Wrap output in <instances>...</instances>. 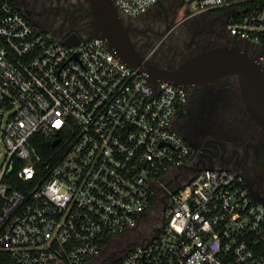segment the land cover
<instances>
[{"label": "built area", "instance_id": "2783aa9c", "mask_svg": "<svg viewBox=\"0 0 264 264\" xmlns=\"http://www.w3.org/2000/svg\"><path fill=\"white\" fill-rule=\"evenodd\" d=\"M113 1L122 19L167 7ZM170 1L187 18L218 10L229 44L264 67V0ZM70 35L0 0V252L17 264H264V202L244 176L186 172L199 162L174 126L187 88L151 82L101 36L67 46ZM156 205L158 234L118 253Z\"/></svg>", "mask_w": 264, "mask_h": 264}, {"label": "flooded vegetation", "instance_id": "af4514ba", "mask_svg": "<svg viewBox=\"0 0 264 264\" xmlns=\"http://www.w3.org/2000/svg\"><path fill=\"white\" fill-rule=\"evenodd\" d=\"M155 9L156 11L151 10L139 18L129 19L134 21H127L128 33L137 47L139 45L141 48L153 47L155 37L159 34L154 27V19L162 12ZM207 32L210 33L209 41L220 40L221 44L236 42L226 31L224 22L220 30H215L211 26ZM161 35V40L156 45L158 48L170 33ZM203 37L205 38L204 34ZM188 38L186 35L185 41H189ZM194 44L196 40L191 38L182 49L168 52L170 58L162 56L155 62L180 60ZM158 48L151 50V56L156 55ZM235 77L232 75L187 88V103L178 113L174 126L199 151L198 164L186 169L187 174L202 169H230L243 175L254 195L264 202V130L251 118L242 98L239 81ZM163 203L165 205L167 200H163ZM164 205H160V209L151 214V228L148 233L142 234L143 239L157 235L159 228L165 223ZM135 231L140 232L141 225ZM138 236L141 235H137V239ZM136 238L134 237L135 240ZM130 248L129 243H120L117 252L124 254Z\"/></svg>", "mask_w": 264, "mask_h": 264}, {"label": "water", "instance_id": "95a60500", "mask_svg": "<svg viewBox=\"0 0 264 264\" xmlns=\"http://www.w3.org/2000/svg\"><path fill=\"white\" fill-rule=\"evenodd\" d=\"M88 3L97 35L107 41L121 60L151 82L190 88L235 75L251 118L264 130V67L248 49L232 44L216 46L189 57L176 68L161 67L136 48L113 0ZM80 41V36L73 33L65 44L74 46Z\"/></svg>", "mask_w": 264, "mask_h": 264}, {"label": "rangeland", "instance_id": "374dc122", "mask_svg": "<svg viewBox=\"0 0 264 264\" xmlns=\"http://www.w3.org/2000/svg\"><path fill=\"white\" fill-rule=\"evenodd\" d=\"M13 1L16 2L18 7L21 8L27 15H29L33 19L34 23L39 28L45 30L49 34H54L58 38H61V35L59 33L57 34L56 31H58L62 26V24H60L61 21L60 17L59 18L57 17V15L59 14V9L65 8L66 10H72L78 7L80 9V7L84 5L83 4L84 0H13ZM166 5L168 8H160L159 10H161L162 12L158 15L157 18L154 19V27H156L160 35L158 34L155 37L156 39L155 42H153L152 48H144V47L141 48V46L138 44L139 47L137 48L138 49L140 48L139 50L142 52L141 54L149 57V59L154 61L159 60V58L162 56H165L166 58L168 57L170 58L171 56L168 55V52H172L175 49H180V48L182 49L185 46V43L188 44L191 38H195L196 44H194L191 47V49L188 48L189 50L182 55L180 60L171 61V62L163 61V63L170 64L173 67H178L189 57L197 54V52L199 53L206 49L216 47L217 45L222 43L220 42V40L209 41L210 33L207 32V29H209L211 26H213V29L215 30H220L223 24L222 19L220 20L217 17L211 18L208 16L187 18L188 17L187 15L190 13L189 10L183 13L182 8L177 9L175 7H172L173 5L172 2H169L168 4L166 3ZM152 11H156V9L154 8ZM123 20L127 24V21L129 19L124 18ZM90 23L91 22L88 18L80 20L77 25V28H80L88 32L85 34V37L98 36L96 34V30L90 31V27H91ZM94 29H96L95 24H94ZM168 32L170 33V35H168V37L165 40H163L159 48L156 47L159 40H161V36H162L161 34H166ZM195 33L197 34L195 35ZM203 34L205 35V38L203 37ZM186 35L189 37L188 38L189 41L186 40L187 42L184 39ZM154 48H158V50L156 51V55L151 56L150 54L152 52L151 50H154ZM235 78L236 80L238 79L237 77ZM158 209H160V205L159 206L156 205L154 207L147 221L141 225L140 232L138 231L135 232L136 235L134 234L131 237V239L129 238L127 240L120 241L118 246L120 245V243L121 244L129 243L134 239V237L136 238V236L139 234L142 237L138 236V239L136 238V241L141 242L143 238L142 234L148 233L151 228V219H150L151 214H153Z\"/></svg>", "mask_w": 264, "mask_h": 264}, {"label": "trees", "instance_id": "16d2710c", "mask_svg": "<svg viewBox=\"0 0 264 264\" xmlns=\"http://www.w3.org/2000/svg\"><path fill=\"white\" fill-rule=\"evenodd\" d=\"M11 1L16 5V7H18V5H17L16 2H14L13 0H11ZM83 4L84 5L82 7H80V9H79V7L78 8H75V9H72V10H66L65 8L64 9L63 8H60L59 9V14L57 15V17L58 18L60 17V19H61L60 24H62V26H61V28L58 31H56L57 34L59 33L61 35V37L62 36H65L66 37V36H68L70 34H73V33H77L79 36H85V34L88 33V32L87 31H84V30H82L80 28H77V25H78V23H79L80 20H83V19H86V18H88L90 20V22H91L90 23L91 24L90 31L96 30V29H94L93 17L90 14V11H89V3H88V0H84V3ZM156 8L157 9H160V8H168V7H166L165 5H161L160 4ZM18 9L27 17V19L30 22L34 23L33 19L29 15H27L21 8L18 7ZM218 13H219L218 10H214V11H210L208 13V15H204V16L216 17V15ZM129 21H134V20H129ZM125 24H126V22H125ZM94 33H92V34H94ZM96 34H97V31H96ZM92 37H94V36H92ZM223 45H229V43L219 44L217 46H223ZM135 46L137 48V45L136 44H135ZM139 52L142 53L140 50H139ZM152 61L155 64H157V65H159L161 67L176 68V67H173L172 65L167 64V63H157L154 60H152ZM0 264H17V263L8 254L1 253L0 252Z\"/></svg>", "mask_w": 264, "mask_h": 264}, {"label": "crops", "instance_id": "0c3cea01", "mask_svg": "<svg viewBox=\"0 0 264 264\" xmlns=\"http://www.w3.org/2000/svg\"><path fill=\"white\" fill-rule=\"evenodd\" d=\"M169 2H172V1H170V0H167V1H165V4H166V3L168 4ZM172 3H174V2H172Z\"/></svg>", "mask_w": 264, "mask_h": 264}]
</instances>
